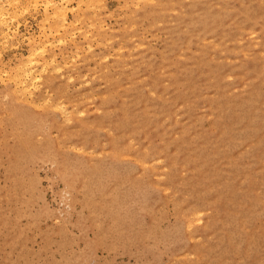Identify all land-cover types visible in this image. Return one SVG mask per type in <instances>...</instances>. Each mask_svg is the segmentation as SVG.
Listing matches in <instances>:
<instances>
[{"label":"rangeland","instance_id":"rangeland-1","mask_svg":"<svg viewBox=\"0 0 264 264\" xmlns=\"http://www.w3.org/2000/svg\"><path fill=\"white\" fill-rule=\"evenodd\" d=\"M0 10V264H264V0Z\"/></svg>","mask_w":264,"mask_h":264},{"label":"bare ground","instance_id":"bare-ground-1","mask_svg":"<svg viewBox=\"0 0 264 264\" xmlns=\"http://www.w3.org/2000/svg\"><path fill=\"white\" fill-rule=\"evenodd\" d=\"M0 11H1V10H0ZM0 13H1V12H0ZM0 15H2V13H1ZM0 17H1V16H0ZM1 18H2V17H1ZM35 78H36V77H35ZM23 88H24V87H23ZM23 88H22V89H23Z\"/></svg>","mask_w":264,"mask_h":264}]
</instances>
